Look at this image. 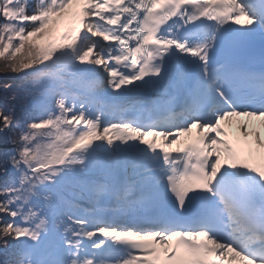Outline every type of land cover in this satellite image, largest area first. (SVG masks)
<instances>
[{
	"label": "snow or ice",
	"instance_id": "6c2138e0",
	"mask_svg": "<svg viewBox=\"0 0 264 264\" xmlns=\"http://www.w3.org/2000/svg\"><path fill=\"white\" fill-rule=\"evenodd\" d=\"M0 74L3 264H264V0H0Z\"/></svg>",
	"mask_w": 264,
	"mask_h": 264
},
{
	"label": "trees",
	"instance_id": "16d2710c",
	"mask_svg": "<svg viewBox=\"0 0 264 264\" xmlns=\"http://www.w3.org/2000/svg\"><path fill=\"white\" fill-rule=\"evenodd\" d=\"M4 259H5V256L2 252V245H0V264H3Z\"/></svg>",
	"mask_w": 264,
	"mask_h": 264
},
{
	"label": "rangeland",
	"instance_id": "374dc122",
	"mask_svg": "<svg viewBox=\"0 0 264 264\" xmlns=\"http://www.w3.org/2000/svg\"><path fill=\"white\" fill-rule=\"evenodd\" d=\"M5 80H7V79H5Z\"/></svg>",
	"mask_w": 264,
	"mask_h": 264
}]
</instances>
